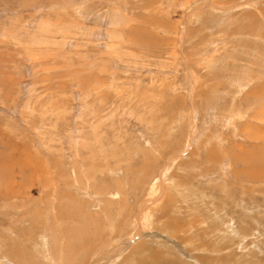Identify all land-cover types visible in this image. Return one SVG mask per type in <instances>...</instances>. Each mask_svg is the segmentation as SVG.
Masks as SVG:
<instances>
[{"label":"rangeland","instance_id":"rangeland-1","mask_svg":"<svg viewBox=\"0 0 264 264\" xmlns=\"http://www.w3.org/2000/svg\"><path fill=\"white\" fill-rule=\"evenodd\" d=\"M0 264H264V0H0Z\"/></svg>","mask_w":264,"mask_h":264}]
</instances>
